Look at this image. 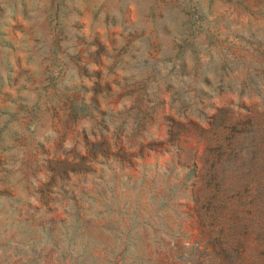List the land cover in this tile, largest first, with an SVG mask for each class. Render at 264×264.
Segmentation results:
<instances>
[{
  "label": "rangeland",
  "instance_id": "obj_1",
  "mask_svg": "<svg viewBox=\"0 0 264 264\" xmlns=\"http://www.w3.org/2000/svg\"><path fill=\"white\" fill-rule=\"evenodd\" d=\"M221 228L264 255V0H0V264H235Z\"/></svg>",
  "mask_w": 264,
  "mask_h": 264
},
{
  "label": "trees",
  "instance_id": "obj_2",
  "mask_svg": "<svg viewBox=\"0 0 264 264\" xmlns=\"http://www.w3.org/2000/svg\"><path fill=\"white\" fill-rule=\"evenodd\" d=\"M208 216V214H207ZM212 216L214 218H216L215 214L213 215H209L208 218L212 219ZM218 222V221H215ZM222 224V221H221ZM225 223H223L224 225ZM222 230L219 232L220 235H218V240L220 242L221 245H231V243H233V247L234 248L232 251L237 253V258L238 261H236L235 264H264V255H262L259 259H252L249 260L245 257V253H246V247L244 248V246H242L239 242L235 241V240H230L228 239V237L226 235L223 234L224 230L223 228H221ZM232 246V245H231ZM264 252V251H263Z\"/></svg>",
  "mask_w": 264,
  "mask_h": 264
}]
</instances>
